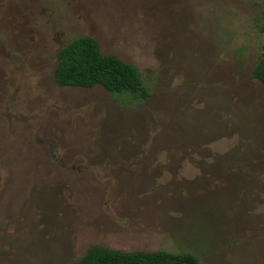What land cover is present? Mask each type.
<instances>
[{
    "label": "rangeland",
    "instance_id": "rangeland-1",
    "mask_svg": "<svg viewBox=\"0 0 264 264\" xmlns=\"http://www.w3.org/2000/svg\"><path fill=\"white\" fill-rule=\"evenodd\" d=\"M263 28L264 0H0V264H264ZM81 35L150 97L59 85Z\"/></svg>",
    "mask_w": 264,
    "mask_h": 264
},
{
    "label": "trees",
    "instance_id": "trees-1",
    "mask_svg": "<svg viewBox=\"0 0 264 264\" xmlns=\"http://www.w3.org/2000/svg\"><path fill=\"white\" fill-rule=\"evenodd\" d=\"M253 76L264 83V44ZM55 79L61 86L101 85L111 94H129L133 101L150 97L139 67L114 53H103L99 41L89 35L77 36L60 48ZM76 264H200V260L189 252L122 251L92 245Z\"/></svg>",
    "mask_w": 264,
    "mask_h": 264
}]
</instances>
